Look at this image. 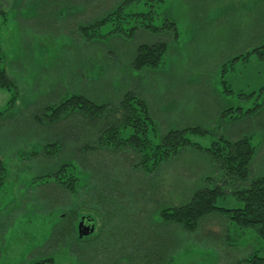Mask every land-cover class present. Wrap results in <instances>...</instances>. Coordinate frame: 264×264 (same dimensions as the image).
<instances>
[{"label": "rangeland", "instance_id": "374dc122", "mask_svg": "<svg viewBox=\"0 0 264 264\" xmlns=\"http://www.w3.org/2000/svg\"><path fill=\"white\" fill-rule=\"evenodd\" d=\"M101 4L0 0V67L17 91L8 105L11 92L0 87V111L7 108L0 115V264L94 262L91 251L72 244L82 215L93 219L94 230L78 239L93 240L94 246L102 241L100 236H109L111 246L134 256L130 264H249L243 258L252 251L264 257V241L252 228H238L219 215L204 217L192 232L161 221V209L214 184L215 169L205 153L185 148L148 174L134 167L137 158L130 150L83 149L77 120L70 119L72 125H63V130L34 122L48 100L74 92L107 100L112 89H123L130 81L129 50L118 51L109 63L101 46L79 45L76 24L94 16ZM161 10L177 23L178 40L171 44L162 72L131 81L149 93L157 134L198 126L202 132L186 135L207 147L219 136L251 135L257 148L253 170L264 174V106L242 116L237 110L264 101V89L258 91L264 84V62L252 60L244 67L234 62V70L217 72V66L253 45L254 39L264 42V0H165ZM64 130L72 135L59 133ZM55 137L62 144L50 154L46 144ZM63 163L73 164L76 190L68 191L48 177ZM216 204L235 207L241 201L225 194ZM70 211H77L72 241L63 235V240L54 239Z\"/></svg>", "mask_w": 264, "mask_h": 264}, {"label": "trees", "instance_id": "16d2710c", "mask_svg": "<svg viewBox=\"0 0 264 264\" xmlns=\"http://www.w3.org/2000/svg\"><path fill=\"white\" fill-rule=\"evenodd\" d=\"M96 1L102 4L98 6L99 9L94 16L79 21L75 26L79 45L83 49L95 45L101 46V54L105 55L108 62L114 57L117 58L118 51L129 50L128 65L133 73L131 79L129 78L130 81L123 85V89L119 88V91L112 89L107 100L97 99L83 92L67 93L62 98L48 100L43 103L41 115L33 116L34 122L45 124L47 128L57 127L58 130H63V125H72L70 119L77 120L78 128L75 131L81 132L84 137V145H81L83 149L88 151L93 149L92 151L96 152L130 150L137 158L134 167L148 174L153 173L159 165L185 148H195L205 153L215 169V174L212 176L214 184L197 188L188 200L181 204L161 209L159 212L161 221L192 232L200 226L204 217L219 215L220 219L226 218L238 228H252L257 237L264 241V174H257L253 170L257 148L253 144L251 135H243L235 139L219 136L212 140L208 147L192 142L186 135L187 131L202 132L198 126L169 128L159 137L156 132L157 120L153 106L146 97L149 93L136 89L131 83L136 80L139 83V78L144 73L160 71L171 44L178 40L180 30L177 23L162 15L161 4L165 0ZM253 43L217 66V72L234 70V62H238L241 67L247 66L252 60L257 64L264 62V42L254 39ZM153 75L155 74H150L149 77ZM99 82L102 80L100 79ZM0 87L11 92L7 102L11 105L17 96V91L15 84L6 76L3 67H0ZM263 89L264 84L258 87V91ZM114 90L118 92L116 95ZM252 92L254 91L245 95ZM260 106H264V101L245 110H242V107H238L237 110L242 116L255 108L260 109ZM6 110L7 108L1 110L0 115ZM238 117L239 115L233 118ZM59 133L68 137L72 135L67 130ZM54 140L46 144V150L50 154L56 153L62 144L60 138L55 137ZM51 148L55 150L51 152ZM72 166V163H63L57 170L49 173V179L68 191L76 190L77 178ZM0 171H3L1 160ZM3 182V173H1L0 185ZM225 194L233 195L236 200L241 201V204L235 207L217 205V199ZM76 220L77 211L68 212L63 222L65 226L56 230L59 232L54 233V239L63 240V235L65 240L72 241V230ZM78 238H74L72 244L75 243L78 249L83 247L91 251L94 262L92 260L89 264L123 262L130 264L129 261L134 260V256L127 253L125 248L111 246L109 236H100L102 241L94 246L92 243L95 241L86 243ZM87 245L92 247L87 248ZM243 261L249 264H264V257L257 251H252L243 258ZM43 263L44 260H41L33 264Z\"/></svg>", "mask_w": 264, "mask_h": 264}, {"label": "water", "instance_id": "95a60500", "mask_svg": "<svg viewBox=\"0 0 264 264\" xmlns=\"http://www.w3.org/2000/svg\"><path fill=\"white\" fill-rule=\"evenodd\" d=\"M85 216H81L80 221L77 224V235L79 238L90 235L94 230V225L85 223ZM87 222H92V219L86 218Z\"/></svg>", "mask_w": 264, "mask_h": 264}, {"label": "flooded vegetation", "instance_id": "af4514ba", "mask_svg": "<svg viewBox=\"0 0 264 264\" xmlns=\"http://www.w3.org/2000/svg\"><path fill=\"white\" fill-rule=\"evenodd\" d=\"M83 216H84V215H83ZM85 217H86V218H90V219H92L89 215H88V216H85ZM86 218H84V219H85V221H84L85 223H87V224H92V223H93V225H94V221H93V219H92V222H87V221H86ZM80 219H81V217H80ZM80 219L78 220V222L80 221ZM76 231H77V227H76ZM92 233H93V232H92ZM92 233H91V234H92ZM77 236H78V235H77ZM87 236H89V235H87ZM83 237H85V236H83ZM81 238H82V237H81Z\"/></svg>", "mask_w": 264, "mask_h": 264}]
</instances>
